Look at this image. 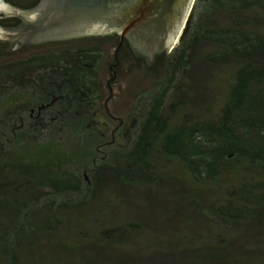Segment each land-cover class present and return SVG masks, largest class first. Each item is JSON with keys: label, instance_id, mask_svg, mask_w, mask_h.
<instances>
[{"label": "trees", "instance_id": "16d2710c", "mask_svg": "<svg viewBox=\"0 0 264 264\" xmlns=\"http://www.w3.org/2000/svg\"><path fill=\"white\" fill-rule=\"evenodd\" d=\"M113 35L0 63V86L5 71L27 87L0 88V264H264V0L193 1L119 147L76 97ZM135 196L167 223L127 218Z\"/></svg>", "mask_w": 264, "mask_h": 264}, {"label": "water", "instance_id": "95a60500", "mask_svg": "<svg viewBox=\"0 0 264 264\" xmlns=\"http://www.w3.org/2000/svg\"><path fill=\"white\" fill-rule=\"evenodd\" d=\"M193 1L43 0L27 18L36 20L33 31L39 37L47 29L54 37L59 33L123 34L127 36L133 53L142 56L146 65L151 67L156 53L169 50L176 43ZM46 3L48 10L44 7ZM3 6L0 9L4 11H16L7 4Z\"/></svg>", "mask_w": 264, "mask_h": 264}, {"label": "rangeland", "instance_id": "374dc122", "mask_svg": "<svg viewBox=\"0 0 264 264\" xmlns=\"http://www.w3.org/2000/svg\"><path fill=\"white\" fill-rule=\"evenodd\" d=\"M102 45L104 53L100 59L99 76L94 83V91L93 89L91 91L81 89L77 91L76 97L82 101L81 106L89 112L93 119L92 123L97 125L105 135V140L112 144L113 147H119L127 140L135 122L132 116V106L136 94L149 87L158 75L154 74L153 70H150L142 56H136L135 54L133 55L134 57L140 58L139 65L137 63L132 65L130 62L131 57L128 59L122 57L119 58L118 64L115 65L116 69L113 70L111 65L113 64L115 44L113 41L106 40L102 42ZM159 70L157 68L156 71ZM225 76L226 72L220 80H223ZM114 189L126 192L128 197L133 194L139 195L137 192L140 191L135 187L126 186H118ZM154 193L156 194V190H154ZM163 197L164 195L158 192L157 202L164 203L161 200ZM126 201L127 198H122L121 200L116 198L108 212L112 213L114 217L120 218L122 216L121 212L124 211L122 206ZM157 211H159V208L155 201L152 202L148 198L135 196L130 200L126 213L128 214L127 218L132 217L146 225H148V222L149 224L154 223V218L157 217L166 224L165 212L159 211V214L156 215ZM119 222H124V220L117 221V223ZM52 246L50 244L46 248L52 249Z\"/></svg>", "mask_w": 264, "mask_h": 264}, {"label": "flooded vegetation", "instance_id": "af4514ba", "mask_svg": "<svg viewBox=\"0 0 264 264\" xmlns=\"http://www.w3.org/2000/svg\"><path fill=\"white\" fill-rule=\"evenodd\" d=\"M1 6H8L15 8L16 11L8 12L0 9V63L10 62L14 60H23L29 58L32 54L37 52H46L51 51L55 48H59L60 46H70V45H79L88 37L89 33L82 34H57L54 37V34L49 33L50 29H47L46 32L43 33L41 37L33 31L36 20H29L27 17L29 13L33 10H36V7L43 0H1ZM47 2V1H46ZM3 6V7H4ZM45 10H48L49 6H44ZM46 17L48 12L45 11ZM40 21L42 19H39ZM37 21V24L39 22ZM45 22V21H44ZM94 34V33H91ZM111 37L110 41H113L115 44V50L113 54V58L116 60L117 52L119 47L122 46L124 49L123 57L133 56V50L130 45V42L127 36L123 35L119 36L116 33ZM109 35V34H108ZM38 36V37H34ZM121 37V38H120ZM130 52V53H129ZM129 53V54H128ZM160 53V52H158ZM156 53L155 55H157ZM131 56V57H132ZM118 62V61H117ZM2 83H7V85H2L0 88L4 91H8L10 93H18L21 90H27V87H22V79L21 75L18 73L12 72H1ZM49 84L53 83V76L49 74ZM30 83L33 85L30 86V90L32 92H40V93H51L53 89L50 85L46 84L45 86L41 85L36 87V78L31 79ZM51 101L45 104V110H49L48 108L51 106ZM43 109V106L37 107L36 111H40ZM44 110V109H43ZM34 111V106L29 109L30 115ZM34 119L36 116L34 115Z\"/></svg>", "mask_w": 264, "mask_h": 264}]
</instances>
